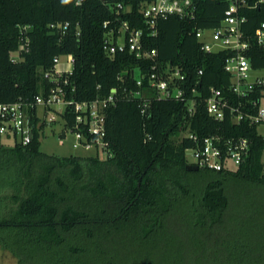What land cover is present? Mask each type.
I'll use <instances>...</instances> for the list:
<instances>
[{
  "label": "trees",
  "instance_id": "1",
  "mask_svg": "<svg viewBox=\"0 0 264 264\" xmlns=\"http://www.w3.org/2000/svg\"><path fill=\"white\" fill-rule=\"evenodd\" d=\"M150 1L0 0V102L46 94L53 83L43 72L66 54L74 58L63 84L67 98H102L112 87L117 95L105 112L104 158L42 152V125L27 144L0 142V247L18 264H264V139L248 119L207 114L210 87L234 103L241 98L229 91L224 70L233 52H204L194 34L216 27L228 0H193V17L160 19L155 36L139 12ZM244 1L243 54L253 70H263L264 45L254 32L264 21V0ZM117 2L131 10L116 14ZM66 21L62 34L50 27ZM105 21L140 29L144 47L156 50L154 61L128 50L105 55ZM24 25L28 51L13 62ZM153 64L162 73L171 64L181 67L184 94L196 99L192 112L187 99L151 95ZM137 90L146 106L133 96ZM30 120L38 119L31 113ZM185 131L244 137L248 154L234 169H186L185 149L193 142Z\"/></svg>",
  "mask_w": 264,
  "mask_h": 264
},
{
  "label": "built area",
  "instance_id": "2",
  "mask_svg": "<svg viewBox=\"0 0 264 264\" xmlns=\"http://www.w3.org/2000/svg\"><path fill=\"white\" fill-rule=\"evenodd\" d=\"M76 3L81 0H75ZM244 0H228L227 8L220 23L213 28L197 29L195 37L199 41L200 50L213 52L219 49H228L230 53L224 58V70L229 74V91L241 99L236 103L230 97L223 95L218 88L210 87L209 95L205 99L207 114L213 119L221 120L226 112L229 113L232 122L238 123L248 119L257 124L260 134L264 139V76L255 73L249 60L243 52L248 43L241 30V24L245 17L239 13V7L244 5ZM115 13H126L131 10L130 5L117 2L114 5ZM147 34L155 36L157 23L170 15L188 18L193 17L195 5L193 0H152L139 7ZM69 23H51L50 27L57 26L60 33H64ZM106 29L102 41V50L105 55H111L117 51L128 50L135 57H149L156 55L154 48L146 49L141 41L142 31L129 25L127 21L118 24L103 23ZM28 26L20 27L21 41L17 48L11 52L10 60L20 61L23 53L28 51L29 36ZM254 37L259 45H264V21L256 27ZM61 56H65V62H61ZM74 58L71 54L56 55L50 70L43 72V77L53 83L44 95H35L33 100L17 99L13 102H0V137L6 136L12 144H27L33 136V128L42 125V129L56 123L60 125L58 135L65 138L66 133L73 137L72 146L84 149L93 148L95 152L101 150L104 157L108 153V142L105 138V112L117 99L116 89L110 88V92L102 97L89 101H76L66 97L63 86L67 82V75L72 71ZM149 73L148 89L157 99H187L189 111L195 107V96L187 98L183 88L184 74L178 65H168L165 70L158 72L156 64L151 66ZM201 69L198 74H201ZM136 83L141 84L137 78ZM133 96L142 98L143 106L148 101L143 92L137 90ZM40 108V112L38 111ZM142 111L144 109L142 108ZM37 117L36 124L31 123L30 114ZM72 113L70 120L68 114ZM193 142L185 149L187 163L198 167H207L214 170L234 169L248 154L249 144L244 137L224 136L223 134H209L202 137L195 133L185 131L182 134ZM98 156V154H95Z\"/></svg>",
  "mask_w": 264,
  "mask_h": 264
},
{
  "label": "rangeland",
  "instance_id": "3",
  "mask_svg": "<svg viewBox=\"0 0 264 264\" xmlns=\"http://www.w3.org/2000/svg\"><path fill=\"white\" fill-rule=\"evenodd\" d=\"M65 56H61L60 61L65 62ZM255 73L264 75V69L255 71ZM38 111L40 112V108H38ZM60 129V125L58 123L47 126L43 129L40 135V145L39 149L42 152L54 154L58 156H67V155H93L98 154V157L104 158V154L101 150H98L95 152L93 148L84 149L82 147H74L72 146L73 137L70 133L65 134V138H61L58 135ZM261 131H264L263 128L260 129ZM0 142L4 146H11L12 142L7 139L6 136L0 137ZM262 159L264 160V151L262 154ZM232 224V223H230ZM239 225V224H238ZM245 225H250L248 222L245 221ZM244 235H248L247 233L243 232ZM239 235H242L240 233ZM0 264H18L16 262V259L9 253V251L2 249L0 247Z\"/></svg>",
  "mask_w": 264,
  "mask_h": 264
},
{
  "label": "water",
  "instance_id": "4",
  "mask_svg": "<svg viewBox=\"0 0 264 264\" xmlns=\"http://www.w3.org/2000/svg\"><path fill=\"white\" fill-rule=\"evenodd\" d=\"M50 33L53 34V31H51ZM185 168H186V169H190V170H191V169L195 170V169L198 168V166L193 165V164H190V163H187V164L185 165Z\"/></svg>",
  "mask_w": 264,
  "mask_h": 264
}]
</instances>
